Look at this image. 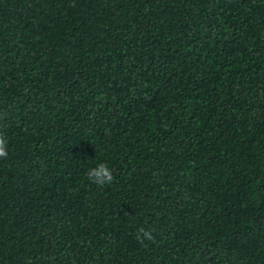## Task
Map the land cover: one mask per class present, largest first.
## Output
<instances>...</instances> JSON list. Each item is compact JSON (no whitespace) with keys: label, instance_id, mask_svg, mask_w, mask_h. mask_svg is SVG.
<instances>
[{"label":"trees","instance_id":"obj_1","mask_svg":"<svg viewBox=\"0 0 264 264\" xmlns=\"http://www.w3.org/2000/svg\"><path fill=\"white\" fill-rule=\"evenodd\" d=\"M0 135V264H264V0H0Z\"/></svg>","mask_w":264,"mask_h":264},{"label":"clouds","instance_id":"obj_2","mask_svg":"<svg viewBox=\"0 0 264 264\" xmlns=\"http://www.w3.org/2000/svg\"><path fill=\"white\" fill-rule=\"evenodd\" d=\"M6 147V141L4 137L0 135V157H7L8 153ZM86 176L91 182L97 185L110 184L114 180L112 170L104 162L98 163L94 167L89 168L86 172ZM136 239L143 243L145 239H153V236L151 232L139 229L137 231Z\"/></svg>","mask_w":264,"mask_h":264}]
</instances>
